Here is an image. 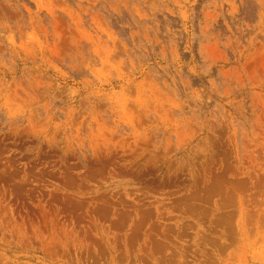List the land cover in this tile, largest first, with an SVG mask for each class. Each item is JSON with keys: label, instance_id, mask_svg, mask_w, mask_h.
<instances>
[{"label": "rangeland", "instance_id": "1", "mask_svg": "<svg viewBox=\"0 0 264 264\" xmlns=\"http://www.w3.org/2000/svg\"><path fill=\"white\" fill-rule=\"evenodd\" d=\"M0 264H264V0H0Z\"/></svg>", "mask_w": 264, "mask_h": 264}]
</instances>
